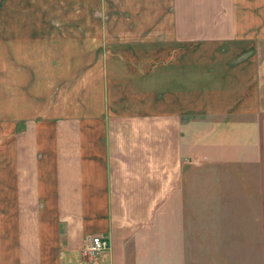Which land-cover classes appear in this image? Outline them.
Wrapping results in <instances>:
<instances>
[{
  "label": "crops",
  "instance_id": "0c3cea01",
  "mask_svg": "<svg viewBox=\"0 0 264 264\" xmlns=\"http://www.w3.org/2000/svg\"><path fill=\"white\" fill-rule=\"evenodd\" d=\"M29 6L0 0V264H264V0ZM199 123L254 163H196Z\"/></svg>",
  "mask_w": 264,
  "mask_h": 264
},
{
  "label": "rangeland",
  "instance_id": "374dc122",
  "mask_svg": "<svg viewBox=\"0 0 264 264\" xmlns=\"http://www.w3.org/2000/svg\"><path fill=\"white\" fill-rule=\"evenodd\" d=\"M30 1L29 7L32 8L31 13L34 19L38 23L41 22L42 24V21L45 23L43 26L46 28L38 24L40 30L49 32L54 29L50 27L51 23L58 25L65 21L70 22L81 17L83 19L87 17L76 8L80 0H33V3H30ZM0 15L3 20L10 17V13L5 11ZM116 78L123 80L122 76ZM134 78L132 76L124 77L125 80L130 79L132 81ZM215 128L213 124L199 123L195 125V151L197 152L198 148L202 149L204 146L208 147V149L201 150L196 155V163H254V160L251 159V153H254L253 148L250 147L252 141L245 129L239 127L235 132L231 130L226 134L225 130H218V125H215ZM225 144L227 145L226 148H224ZM246 176L253 177V173L244 172V179L247 178ZM243 211H256V205L244 203Z\"/></svg>",
  "mask_w": 264,
  "mask_h": 264
},
{
  "label": "built area",
  "instance_id": "2783aa9c",
  "mask_svg": "<svg viewBox=\"0 0 264 264\" xmlns=\"http://www.w3.org/2000/svg\"><path fill=\"white\" fill-rule=\"evenodd\" d=\"M109 249L107 239L100 236L87 237L84 241L83 253L89 257H97Z\"/></svg>",
  "mask_w": 264,
  "mask_h": 264
}]
</instances>
